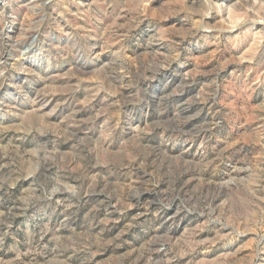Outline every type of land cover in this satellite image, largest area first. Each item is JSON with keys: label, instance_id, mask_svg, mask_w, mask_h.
Here are the masks:
<instances>
[{"label": "rangeland", "instance_id": "374dc122", "mask_svg": "<svg viewBox=\"0 0 264 264\" xmlns=\"http://www.w3.org/2000/svg\"><path fill=\"white\" fill-rule=\"evenodd\" d=\"M115 2L0 0V264H258L264 0Z\"/></svg>", "mask_w": 264, "mask_h": 264}, {"label": "clouds", "instance_id": "9594fccd", "mask_svg": "<svg viewBox=\"0 0 264 264\" xmlns=\"http://www.w3.org/2000/svg\"><path fill=\"white\" fill-rule=\"evenodd\" d=\"M114 6L115 7H119L120 5L118 3H116L115 0H114ZM208 14H209L208 12H204L203 13L204 16H207ZM164 18L166 19L167 17L165 16ZM102 23H103V21H101L100 23H98L96 25L98 30L101 28ZM198 29L201 30V31H207L208 30V26L206 24H204L203 22H201L198 25ZM188 34L189 35H194L195 33H188ZM123 35L126 36L127 32H125ZM161 36H163L162 32H161ZM156 41H157V37L149 36L148 40H147V43L148 44H152V43H155ZM177 55H179V53H177ZM80 58L81 59H85L89 63L94 62L96 59H98L97 57H86L85 55H82V54L80 55ZM121 59H122V57H121ZM159 66H160V68H164L165 64L164 63H160ZM105 67H108L110 69V71L113 72V73L117 72L119 70V65H116V64L106 65ZM213 83H215V81H213ZM217 90H219V85H217ZM212 96L214 97L215 93H212ZM142 99L144 100L145 103L148 102L146 97H142ZM110 107L113 108L115 111H119V108L116 105H110ZM108 115H109V119H106L104 124H105V128H106L107 134L109 136H112V135H114L117 132V129H118L119 125H120V121L113 119L111 112ZM197 115H199V112H197V113H195V114H193L191 116H185L184 119L185 120H192ZM90 119H95V117H91ZM133 119H134V117H132L131 113H129L127 119L124 121V124L126 126L130 127ZM157 127H159V125H157V124L151 125V128L153 130H155ZM163 130L165 132H171L173 136H178V135L183 134L182 133V129H179V128L165 127ZM207 130L210 131L211 130V126H209ZM169 139H171V137H169ZM212 139H213V136L209 135L204 140H202L200 145H199L198 151L207 152L208 150L213 148L214 146L211 144ZM17 171H20V170L17 169ZM28 175L31 176V175H33V173L29 172ZM24 178H25V176H24L23 172L20 171V175L17 177V179H24ZM57 190L58 189H53V191H57ZM145 190L146 189L142 185L141 186H137V187H131L129 189V192H130L131 196L134 197L137 200V204L138 205L140 204L139 198L143 195ZM258 190L260 192H264V188H259ZM7 194H8L7 191L3 190V186L0 185V199H2L3 196H5ZM47 199H50V197L48 196V193L46 191L43 193V195L32 196V197H19L18 198L19 208H20L19 214H21V215L25 214L27 209H28V207L31 206V205H35V203L37 201L47 200ZM148 203L149 204L155 203V204L159 205V207L157 209V213L158 214L164 212L165 210H167L169 208H171V203L170 202H165L164 200H161V199H156L154 201H149ZM69 207H70V205H69ZM205 207H210V204H206ZM182 210H184V209L178 208L177 212H176V215H178L180 213V211H182ZM193 210H194V207L193 208H187L188 212H191ZM117 211H119V209H117ZM201 215H203V213H201ZM207 222L208 223H212L211 216H209V219H208ZM0 242H2V241H0ZM260 252H264V249H260V251L257 252V254H256L257 258H258V264H264V262H260L259 261Z\"/></svg>", "mask_w": 264, "mask_h": 264}]
</instances>
